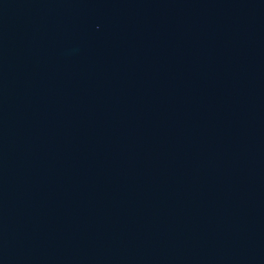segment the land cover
<instances>
[{
    "label": "water",
    "instance_id": "obj_1",
    "mask_svg": "<svg viewBox=\"0 0 264 264\" xmlns=\"http://www.w3.org/2000/svg\"><path fill=\"white\" fill-rule=\"evenodd\" d=\"M0 264H264V0H0Z\"/></svg>",
    "mask_w": 264,
    "mask_h": 264
}]
</instances>
